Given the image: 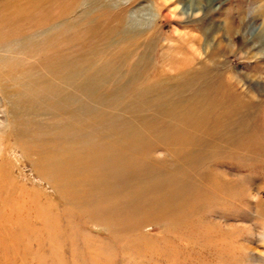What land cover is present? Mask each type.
<instances>
[{"label": "rangeland", "instance_id": "obj_1", "mask_svg": "<svg viewBox=\"0 0 264 264\" xmlns=\"http://www.w3.org/2000/svg\"><path fill=\"white\" fill-rule=\"evenodd\" d=\"M0 264H264V0H0Z\"/></svg>", "mask_w": 264, "mask_h": 264}, {"label": "bare ground", "instance_id": "obj_2", "mask_svg": "<svg viewBox=\"0 0 264 264\" xmlns=\"http://www.w3.org/2000/svg\"><path fill=\"white\" fill-rule=\"evenodd\" d=\"M255 33V32H254ZM182 116V115H181ZM102 159V158H101ZM93 161V160H92Z\"/></svg>", "mask_w": 264, "mask_h": 264}]
</instances>
